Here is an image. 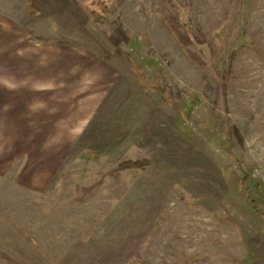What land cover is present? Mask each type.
<instances>
[{"label":"rangeland","instance_id":"rangeland-1","mask_svg":"<svg viewBox=\"0 0 264 264\" xmlns=\"http://www.w3.org/2000/svg\"><path fill=\"white\" fill-rule=\"evenodd\" d=\"M0 264H264V0H0Z\"/></svg>","mask_w":264,"mask_h":264}]
</instances>
